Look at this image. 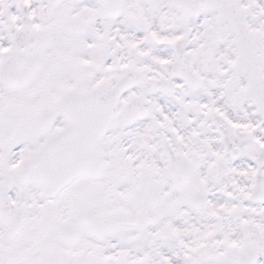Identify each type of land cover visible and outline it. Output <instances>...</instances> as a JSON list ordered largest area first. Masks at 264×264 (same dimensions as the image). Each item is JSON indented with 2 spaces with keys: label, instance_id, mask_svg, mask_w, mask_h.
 I'll return each instance as SVG.
<instances>
[{
  "label": "snow or ice",
  "instance_id": "6c2138e0",
  "mask_svg": "<svg viewBox=\"0 0 264 264\" xmlns=\"http://www.w3.org/2000/svg\"><path fill=\"white\" fill-rule=\"evenodd\" d=\"M0 264H264V0H0Z\"/></svg>",
  "mask_w": 264,
  "mask_h": 264
}]
</instances>
